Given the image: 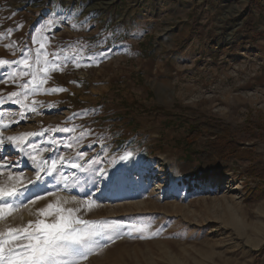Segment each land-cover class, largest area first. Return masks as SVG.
<instances>
[{
    "label": "rangeland",
    "instance_id": "rangeland-1",
    "mask_svg": "<svg viewBox=\"0 0 264 264\" xmlns=\"http://www.w3.org/2000/svg\"><path fill=\"white\" fill-rule=\"evenodd\" d=\"M38 51L52 70L33 93L22 53L35 69ZM0 60V186L23 193L0 231L59 204L104 229L79 264H264L249 161L193 187L179 172L209 140L185 146L190 126L210 118L264 164V0H0Z\"/></svg>",
    "mask_w": 264,
    "mask_h": 264
},
{
    "label": "snow or ice",
    "instance_id": "snow-or-ice-1",
    "mask_svg": "<svg viewBox=\"0 0 264 264\" xmlns=\"http://www.w3.org/2000/svg\"><path fill=\"white\" fill-rule=\"evenodd\" d=\"M11 32V29H9ZM43 48V45H41ZM23 64L28 67V71L22 75H31L32 79L28 84L23 85L25 89L29 85H34L30 90L35 93L39 90L45 80L37 79L39 76H45L52 70L48 67L51 63L47 57L41 62L40 52L36 55V68L29 64L27 59L23 58ZM9 61L0 60V64H8ZM43 63V67H40ZM79 66V65H78ZM57 89H47V91H56ZM13 97L16 92L11 93ZM34 110V109H33ZM91 133V130H89ZM10 142H15L16 137H8ZM3 141L0 140V144ZM79 155H83L82 153ZM133 153L126 152L120 156L121 160L130 159ZM2 159V158H0ZM61 162L64 158L61 157ZM52 167L55 168L56 160H52ZM9 165L0 164V168ZM74 168L80 167L78 164L72 165ZM44 168L41 171H48ZM105 173L104 169L100 170L101 176ZM40 179V173H37V180ZM21 189L10 188L5 189L0 186V218L5 215L6 209H13L16 205L8 203L9 199L19 198L22 195ZM36 199H40L39 196ZM75 199V198H73ZM50 210L54 211V218L51 222L44 219H38L35 222L30 221L29 225L24 228H9L6 232L0 231V264H79L81 260L86 259L93 251L98 250L102 245L97 237L105 235L103 228L91 227L96 222L84 220L73 215V209H64L59 204H48L46 208L40 209L42 214H50ZM123 226L120 224L111 225L114 234L119 235V229ZM131 228L141 230L144 225H131ZM159 230L152 233L158 235ZM110 241L112 236H107ZM20 241V242H18Z\"/></svg>",
    "mask_w": 264,
    "mask_h": 264
},
{
    "label": "trees",
    "instance_id": "trees-1",
    "mask_svg": "<svg viewBox=\"0 0 264 264\" xmlns=\"http://www.w3.org/2000/svg\"><path fill=\"white\" fill-rule=\"evenodd\" d=\"M258 128L262 127L260 124ZM243 130L252 131L251 125L245 124ZM209 135L201 150L191 149L187 151L185 158L180 161L179 172L182 180L193 187L198 180H205L211 174L223 175L225 165L229 158L248 160L249 164L244 173L250 178H258L252 191H259L264 185V164L256 160V152L253 147L243 146L236 139L231 126L216 118L206 119L192 124L188 134L184 138V145L190 146L198 140L201 133Z\"/></svg>",
    "mask_w": 264,
    "mask_h": 264
},
{
    "label": "bare ground",
    "instance_id": "bare-ground-1",
    "mask_svg": "<svg viewBox=\"0 0 264 264\" xmlns=\"http://www.w3.org/2000/svg\"><path fill=\"white\" fill-rule=\"evenodd\" d=\"M36 5V4H35ZM12 181V180H11ZM40 191H43L44 189V185L42 183H39L38 187H37ZM39 192V191H38Z\"/></svg>",
    "mask_w": 264,
    "mask_h": 264
}]
</instances>
